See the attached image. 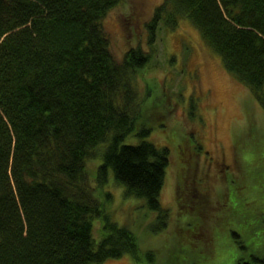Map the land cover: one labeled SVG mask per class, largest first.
Returning a JSON list of instances; mask_svg holds the SVG:
<instances>
[{
	"label": "trees",
	"instance_id": "1",
	"mask_svg": "<svg viewBox=\"0 0 264 264\" xmlns=\"http://www.w3.org/2000/svg\"><path fill=\"white\" fill-rule=\"evenodd\" d=\"M122 1L0 0V264H100L127 252L140 260L134 232L97 195L90 180L95 172L100 185L111 172L125 193L157 212V230L165 227L169 212L161 192L171 153L147 138L149 122L155 124L147 107L154 94L143 91L152 80L146 70L167 62L173 72L181 58L169 49L160 55L162 29L173 32L190 19L264 107V0H164L145 24L147 47L134 43L119 59L104 19ZM187 141L198 142L193 135ZM201 149L197 143L193 151ZM100 155L99 165L90 163ZM186 178L179 168L183 189ZM207 206L211 212L203 201ZM202 214L192 224L208 227L201 237L211 239L212 226L202 220H213ZM147 259L155 261L153 251ZM236 264H264V257Z\"/></svg>",
	"mask_w": 264,
	"mask_h": 264
},
{
	"label": "rangeland",
	"instance_id": "2",
	"mask_svg": "<svg viewBox=\"0 0 264 264\" xmlns=\"http://www.w3.org/2000/svg\"><path fill=\"white\" fill-rule=\"evenodd\" d=\"M163 1L123 0L108 13L104 25L117 58L134 43L147 47L145 24ZM157 46L160 55L169 49L181 57L174 61L173 72L167 62L165 69L146 70L152 80H147L149 88H143L154 94L147 107L155 124L149 122L152 132L147 138L169 146L171 153L161 192L168 221L165 219V227L157 230V212L144 199L125 193L124 185L112 180L111 172L107 183L100 185L95 172L90 180L97 195L117 223L132 229L141 251L140 260L127 252L100 264H172L171 260L177 264L180 256L186 257L184 264H236L241 258L264 257V107L253 90L225 67L221 55L190 19L182 18L173 32L162 29ZM166 55L175 53L168 51ZM153 81L162 87H155ZM196 91L206 95L195 97ZM196 102H200L199 107L190 113ZM192 135L202 147L199 154L193 151L197 143L192 147L187 141ZM181 151L184 158H179ZM102 158L89 161L99 165ZM179 168L187 174L184 189L178 184ZM182 182L184 178H180ZM178 189L183 192L185 208ZM203 201H209L211 212L209 206L201 207ZM196 213L210 214L208 219L213 221L208 223L205 218L202 224H211V239L201 237L208 227L196 229L192 224L200 221ZM101 229V220H96L97 236ZM149 251L154 252L155 261L147 259Z\"/></svg>",
	"mask_w": 264,
	"mask_h": 264
}]
</instances>
